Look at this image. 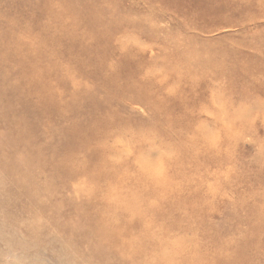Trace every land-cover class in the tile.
Masks as SVG:
<instances>
[{
  "label": "rangeland",
  "instance_id": "1",
  "mask_svg": "<svg viewBox=\"0 0 264 264\" xmlns=\"http://www.w3.org/2000/svg\"><path fill=\"white\" fill-rule=\"evenodd\" d=\"M0 264H264V0H0Z\"/></svg>",
  "mask_w": 264,
  "mask_h": 264
}]
</instances>
